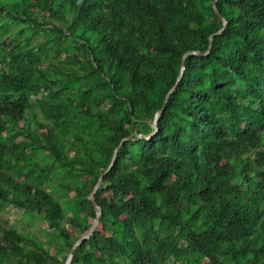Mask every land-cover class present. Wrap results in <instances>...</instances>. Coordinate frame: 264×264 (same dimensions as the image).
I'll return each instance as SVG.
<instances>
[{
    "label": "trees",
    "instance_id": "1",
    "mask_svg": "<svg viewBox=\"0 0 264 264\" xmlns=\"http://www.w3.org/2000/svg\"><path fill=\"white\" fill-rule=\"evenodd\" d=\"M213 2L0 0V264H66L177 84L71 264H264V0Z\"/></svg>",
    "mask_w": 264,
    "mask_h": 264
},
{
    "label": "water",
    "instance_id": "2",
    "mask_svg": "<svg viewBox=\"0 0 264 264\" xmlns=\"http://www.w3.org/2000/svg\"><path fill=\"white\" fill-rule=\"evenodd\" d=\"M213 7L216 11V13L220 16L221 20L223 21L224 23V27L223 29H221L216 35H221L224 33V31L226 30L227 28V25H228V21L226 20V18L224 16H222L219 12H218V9H217V0H214L213 2ZM216 35H213L211 36V42H210V49H211V46H212V41L214 39V37ZM210 49L209 51L206 53V54H203L199 51L197 52H188L184 55V58H183V62H182V70H181V74H180V77H179V81H181L183 79V74H184V71L186 69V66H185V58L188 56V55H191V54H196V55H199V56H206L210 53ZM178 87V84L168 93V95L166 96V99H165V102H164V106L162 109H160L156 115V119H155V123H154V128H155V133L153 135H155L158 131H159V128H158V124H159V120H160V117H161V114L163 113L164 109L166 108L167 104H168V101L169 99L171 98L172 94L176 91ZM138 134H133L125 139H123L121 141V143L117 146L116 150H115V153H114V156H113V159H112V162H111V165H110V168L109 170L114 166L115 164V161H116V158H117V155L121 149V146L129 141V140H132L134 139V137H136ZM153 135L149 136V137H146L142 134L138 135L139 137L141 138H146V139H151L153 137ZM109 170L104 173L100 179L98 180L92 194H91V200L93 202V206L95 208V211L97 212V217L96 219L94 220L93 224L91 225V227L89 228V230L86 232L85 235H83L74 245V247L72 248L71 250V253H70V256L66 262V264H71L72 263V260L74 258V253H75V250L76 248L81 245L84 241L86 240H89L95 233L96 229L98 228L99 224H100V221H101V218H102V215H103V211H102V208L99 206L97 200H96V195L99 191V189L101 188V185H102V182H103V179L104 177L106 176V174L109 172Z\"/></svg>",
    "mask_w": 264,
    "mask_h": 264
},
{
    "label": "rangeland",
    "instance_id": "3",
    "mask_svg": "<svg viewBox=\"0 0 264 264\" xmlns=\"http://www.w3.org/2000/svg\"><path fill=\"white\" fill-rule=\"evenodd\" d=\"M7 216L15 223L19 224L20 226L31 229L38 234H41L43 237L44 235L40 233L42 225L38 219V217H31L29 215H25L22 210L17 207L10 206L7 210Z\"/></svg>",
    "mask_w": 264,
    "mask_h": 264
}]
</instances>
